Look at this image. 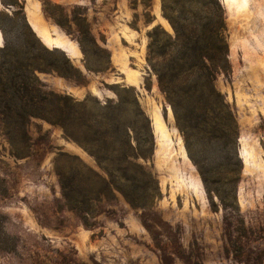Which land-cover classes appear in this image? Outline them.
<instances>
[{"label": "rangeland", "instance_id": "1", "mask_svg": "<svg viewBox=\"0 0 264 264\" xmlns=\"http://www.w3.org/2000/svg\"><path fill=\"white\" fill-rule=\"evenodd\" d=\"M220 1L231 69L215 85L232 116L178 120L148 60L150 34L173 33L163 0H0L13 41L37 37L82 79L41 80L112 137L91 152L86 133L34 118L26 139L0 120V264H264V0Z\"/></svg>", "mask_w": 264, "mask_h": 264}, {"label": "trees", "instance_id": "2", "mask_svg": "<svg viewBox=\"0 0 264 264\" xmlns=\"http://www.w3.org/2000/svg\"><path fill=\"white\" fill-rule=\"evenodd\" d=\"M48 14L54 16L52 12ZM163 14L173 33L164 32L162 37L155 29L150 34L148 60L177 119L196 120L209 115L221 120L231 117L232 113L215 85L217 78L221 74L228 75L231 69L222 2L163 0ZM0 29L4 42L0 46V120L11 125L18 123L26 139L29 138L30 122L38 118L63 128L74 139L76 135L86 133L89 136L86 143L91 152L94 149L92 142L108 144L112 137L106 116L102 120L87 118V106L83 101L49 89L39 76L40 73L55 72L79 83L82 81L81 72L69 58L62 53V60L59 59L54 49L48 48L37 37L34 38L36 41H30L23 36L22 30L13 41L2 24ZM66 31L72 35L74 30L66 28ZM76 39L85 55L88 53L87 45L95 44L87 29L82 30ZM140 113L136 109L135 115ZM73 127L75 132H72ZM126 135L129 136L127 132ZM133 156L139 157L141 153ZM60 180L65 196L71 194L69 190L81 196L79 185L71 186L66 177ZM77 196L72 197L74 209L79 213L87 212L85 209L89 204L86 197L81 196L82 200H78Z\"/></svg>", "mask_w": 264, "mask_h": 264}]
</instances>
